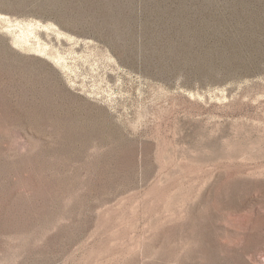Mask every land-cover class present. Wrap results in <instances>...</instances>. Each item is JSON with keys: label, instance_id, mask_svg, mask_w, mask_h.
Returning a JSON list of instances; mask_svg holds the SVG:
<instances>
[{"label": "rangeland", "instance_id": "obj_1", "mask_svg": "<svg viewBox=\"0 0 264 264\" xmlns=\"http://www.w3.org/2000/svg\"><path fill=\"white\" fill-rule=\"evenodd\" d=\"M0 264H264V0H0Z\"/></svg>", "mask_w": 264, "mask_h": 264}]
</instances>
